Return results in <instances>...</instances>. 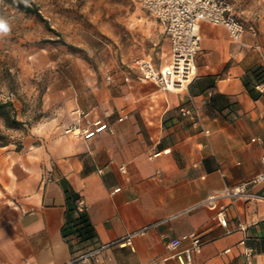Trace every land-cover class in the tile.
<instances>
[{
  "label": "crops",
  "instance_id": "0c3cea01",
  "mask_svg": "<svg viewBox=\"0 0 264 264\" xmlns=\"http://www.w3.org/2000/svg\"><path fill=\"white\" fill-rule=\"evenodd\" d=\"M260 27L246 29L237 44L224 27L202 22L196 75L182 94L139 81L131 60L109 80L76 93L66 123H38L19 148L0 145V264H177L166 244L193 231L204 240L194 264H264V199H218L226 205V226L201 203L262 169L264 77L252 72L264 70ZM165 36L168 57L153 63L158 70L170 61ZM183 105L195 110L201 126L180 115ZM97 120L111 130L87 139L65 132ZM63 181L79 194L94 227L85 247L149 227L132 245L105 247L90 262L74 260L80 251L72 253L61 233ZM250 191L264 195V182Z\"/></svg>",
  "mask_w": 264,
  "mask_h": 264
},
{
  "label": "rangeland",
  "instance_id": "374dc122",
  "mask_svg": "<svg viewBox=\"0 0 264 264\" xmlns=\"http://www.w3.org/2000/svg\"><path fill=\"white\" fill-rule=\"evenodd\" d=\"M226 1L247 30L260 32L264 0ZM146 15L140 0H0V99L13 101L22 122L6 127L0 118L9 144L20 147L38 123H66L76 93L117 67L148 56L165 63V33Z\"/></svg>",
  "mask_w": 264,
  "mask_h": 264
},
{
  "label": "built area",
  "instance_id": "2783aa9c",
  "mask_svg": "<svg viewBox=\"0 0 264 264\" xmlns=\"http://www.w3.org/2000/svg\"><path fill=\"white\" fill-rule=\"evenodd\" d=\"M140 3L144 10L158 20L164 33L168 36L170 61L164 70H158L150 58H135L130 64V69L136 70L139 81H151L161 90L182 94L194 79L196 56L201 50L200 24L202 22L224 27L233 43L243 44L246 28L235 17L232 6L226 0H140ZM128 79L129 76H126L125 80ZM179 113L183 117L191 118L193 126L202 125L193 108L187 105L180 106ZM119 120H122V117ZM106 129L111 130V126L102 120H97L85 125L71 124L65 129V132L74 137L87 139ZM204 132L208 133L206 130ZM260 162L262 169L250 179L213 190L201 201L202 204L215 210V218L219 225L226 226L227 219L226 205L218 204V199L225 198L229 202L241 198L264 199V195H256L250 191L251 186L264 182V149H262ZM120 169L123 170L124 166H120ZM117 190L119 187L114 189V191ZM83 207V201L78 200V210H83ZM148 227L145 226L112 242L97 247H88L79 252L74 260L90 262L95 260L99 251L105 247L113 244L132 245V237L144 233ZM184 242H187L188 245L181 247ZM203 244L204 240L193 231L169 240L166 246L171 252L170 256L176 259L177 264H194V256L201 251ZM251 254L252 250L247 249V258H250ZM147 264H156V262Z\"/></svg>",
  "mask_w": 264,
  "mask_h": 264
},
{
  "label": "trees",
  "instance_id": "16d2710c",
  "mask_svg": "<svg viewBox=\"0 0 264 264\" xmlns=\"http://www.w3.org/2000/svg\"><path fill=\"white\" fill-rule=\"evenodd\" d=\"M27 7V6H26ZM34 13H37L34 11ZM252 72L256 77H264V70L253 69ZM245 86L248 87V81H245ZM250 92V89H249ZM252 95V93H251ZM254 96V95H253ZM0 118H2L6 127H19L22 122L17 118L16 108L12 100L0 99ZM9 141L0 133V145H8ZM19 148V146H17ZM65 196V217L61 228L62 236L67 240L72 253L84 251L85 243L91 241L95 236V230L91 224L88 215L84 210H78L77 202L79 194L76 193L69 184L61 182ZM80 246L78 249L75 247Z\"/></svg>",
  "mask_w": 264,
  "mask_h": 264
},
{
  "label": "clouds",
  "instance_id": "9594fccd",
  "mask_svg": "<svg viewBox=\"0 0 264 264\" xmlns=\"http://www.w3.org/2000/svg\"><path fill=\"white\" fill-rule=\"evenodd\" d=\"M0 24H2V23H0ZM3 25V24H2ZM3 28H4V30L6 31L7 30V28H6V26L5 25H3Z\"/></svg>",
  "mask_w": 264,
  "mask_h": 264
},
{
  "label": "snow or ice",
  "instance_id": "6c2138e0",
  "mask_svg": "<svg viewBox=\"0 0 264 264\" xmlns=\"http://www.w3.org/2000/svg\"><path fill=\"white\" fill-rule=\"evenodd\" d=\"M0 28H3V25L2 24H0Z\"/></svg>",
  "mask_w": 264,
  "mask_h": 264
},
{
  "label": "bare ground",
  "instance_id": "6f19581e",
  "mask_svg": "<svg viewBox=\"0 0 264 264\" xmlns=\"http://www.w3.org/2000/svg\"><path fill=\"white\" fill-rule=\"evenodd\" d=\"M166 68V67H165ZM164 70V69H163Z\"/></svg>",
  "mask_w": 264,
  "mask_h": 264
}]
</instances>
